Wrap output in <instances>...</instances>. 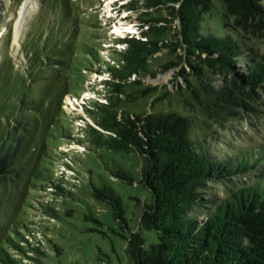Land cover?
Wrapping results in <instances>:
<instances>
[{"label":"rangeland","instance_id":"rangeland-1","mask_svg":"<svg viewBox=\"0 0 264 264\" xmlns=\"http://www.w3.org/2000/svg\"><path fill=\"white\" fill-rule=\"evenodd\" d=\"M25 1L0 0V154L10 149L18 167L13 174L0 175V254L3 247L21 259L7 244L11 236L24 248L26 241L42 242V264H133L126 252L130 233L141 232L146 246L157 243L158 237L137 221L136 203H144L149 192L115 174L122 171L138 181L144 158L136 151L93 146L87 128L96 118L88 110L113 94L122 99L118 109L131 114L176 112L190 117L192 137L217 157L257 154L264 147V87L258 89L257 101H251L255 111H245L240 118L210 119L189 90L196 81L177 47L151 57L150 72L133 77L124 92H112L105 72L119 63L121 38L149 31L144 21L151 17L171 18L170 9L146 8L138 1L136 9L118 13L132 0H33L37 11L16 41ZM214 3L204 25L237 34L249 55L264 62V27H257L252 16L237 23L224 14L220 0ZM177 30L174 22L163 38L175 42ZM167 62L176 65L164 69ZM220 76H215L217 83L224 79ZM145 89L150 91L136 99ZM258 174L250 171L238 179L213 181L204 193L225 199L240 186L254 183ZM52 179L63 182L64 188L58 191ZM103 186L121 197L126 224L113 218L108 201L95 197L94 189Z\"/></svg>","mask_w":264,"mask_h":264},{"label":"trees","instance_id":"trees-1","mask_svg":"<svg viewBox=\"0 0 264 264\" xmlns=\"http://www.w3.org/2000/svg\"><path fill=\"white\" fill-rule=\"evenodd\" d=\"M138 1L146 8L167 6L172 17H151L144 21L149 23V31L121 38L119 63L105 72L112 92H124L133 77L150 72L147 63L151 57L179 47L190 67L188 74L196 81L189 84V90L210 119L240 118L245 111H255L251 101H257L258 89L264 87V62L249 55L237 34H223L204 25L216 7L214 0H132L117 12L136 9L133 5ZM220 2L224 14L237 23L252 16L257 27H264L263 0ZM174 22L178 29L175 42L163 38ZM174 65L167 62L162 67L170 70ZM180 74L185 75L186 70ZM220 75L224 79L217 83L215 76ZM149 91L139 90L136 99ZM121 103L113 94L96 100L88 110L95 116V124L88 123L87 131L95 147L136 151L144 158L138 181L122 171L115 174L149 192L144 203H136L137 221L141 229L154 231L158 237L157 243L146 246L141 232H131L126 245L129 260L133 264H264V147L257 154L217 157L192 137L190 117L176 112L131 114L123 107L118 109ZM15 155L8 148L2 151L0 175L17 171ZM250 171L259 173L256 181L231 191L225 199H210L204 193L213 181L238 179ZM51 185L58 191L64 188L63 182L53 179ZM94 195L108 201L113 218L126 224L121 197L113 188H95ZM26 243L24 248L9 236L7 244L21 259L2 247L0 260L4 264H42V242Z\"/></svg>","mask_w":264,"mask_h":264},{"label":"bare ground","instance_id":"bare-ground-1","mask_svg":"<svg viewBox=\"0 0 264 264\" xmlns=\"http://www.w3.org/2000/svg\"><path fill=\"white\" fill-rule=\"evenodd\" d=\"M37 8H38V5L33 0H26L23 3V5L21 6L19 17H18L16 27H15V39H16V41H20L24 24H26V22L28 20H30L32 14L35 11H37L36 10ZM131 29H132V27H128V29H126V30L129 31ZM120 30H121L120 27L116 28V32H120Z\"/></svg>","mask_w":264,"mask_h":264}]
</instances>
